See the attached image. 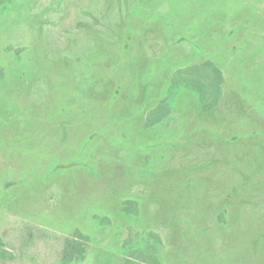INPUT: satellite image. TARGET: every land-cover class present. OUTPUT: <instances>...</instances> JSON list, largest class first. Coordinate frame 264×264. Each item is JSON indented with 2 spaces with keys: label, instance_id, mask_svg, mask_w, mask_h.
<instances>
[{
  "label": "rangeland",
  "instance_id": "374dc122",
  "mask_svg": "<svg viewBox=\"0 0 264 264\" xmlns=\"http://www.w3.org/2000/svg\"><path fill=\"white\" fill-rule=\"evenodd\" d=\"M0 264H264V0L0 4Z\"/></svg>",
  "mask_w": 264,
  "mask_h": 264
},
{
  "label": "trees",
  "instance_id": "16d2710c",
  "mask_svg": "<svg viewBox=\"0 0 264 264\" xmlns=\"http://www.w3.org/2000/svg\"><path fill=\"white\" fill-rule=\"evenodd\" d=\"M9 1L11 0H0V4ZM189 76H192V84L198 91L203 110L208 112L216 108L223 97V84L225 82L223 70L214 61L207 59L200 64L179 69L173 76V87L180 84L183 79ZM207 88L211 90L210 96L206 92ZM169 113L170 108L167 105V98H165L158 106L149 111L145 126L151 127L158 124ZM75 236L81 237L82 234L78 232ZM67 241L70 243L74 239L68 238Z\"/></svg>",
  "mask_w": 264,
  "mask_h": 264
}]
</instances>
